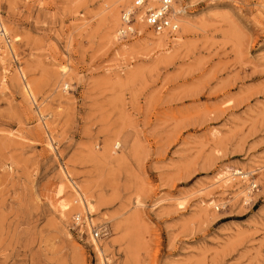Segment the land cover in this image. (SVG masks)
<instances>
[{
    "label": "rangeland",
    "instance_id": "obj_1",
    "mask_svg": "<svg viewBox=\"0 0 264 264\" xmlns=\"http://www.w3.org/2000/svg\"><path fill=\"white\" fill-rule=\"evenodd\" d=\"M115 1L0 0V264H264V0H177L166 47Z\"/></svg>",
    "mask_w": 264,
    "mask_h": 264
},
{
    "label": "bare ground",
    "instance_id": "obj_2",
    "mask_svg": "<svg viewBox=\"0 0 264 264\" xmlns=\"http://www.w3.org/2000/svg\"><path fill=\"white\" fill-rule=\"evenodd\" d=\"M135 0H133L134 2ZM132 2V0H116L115 1V7L113 8V14H112V25H111V31H110V35L115 38L114 36V33H115V30H121V29H116L118 27V25H120L121 21L119 22V11L121 8H125V12L128 13V12H132L133 15H134V19L136 20L135 23H137V25L139 26L140 28V31H145L147 28H148V25L145 21V8L147 9V7L149 6H154L156 5L159 0H148V5L146 6H143L142 8H138L134 5V3ZM174 11H175V16L179 22V29L170 34L168 30H165L164 32H161V33H156V34H150L148 36H146L142 41H143V44H148L149 45H156V46H160V47H166L169 45V43L171 42L173 45H177L179 46L180 44H182V39L184 37V35H186L189 31L191 30H194L195 28H200V22H198V20H195L193 18L188 17L187 16V12L185 10H183L182 8H179L178 7V3H177V0L174 1ZM202 21V20H201ZM204 23V21H203ZM206 23V22H205ZM122 26V25H121ZM1 30H0V44H1V41H7V38H8V33H7V29L4 25H1ZM120 32V31H119ZM110 36V37H111ZM173 38H172V37ZM18 38V36H15L14 37V40L16 41V39ZM109 39V38H108ZM117 39V38H116ZM5 41V42H6ZM11 42V40H10ZM190 42V41H189ZM8 43V42H7ZM134 45V44H133ZM155 46V47H156ZM6 47V46H5ZM135 47V46H134ZM11 48V47H10ZM13 48V47H12ZM176 50V49H175ZM175 54V53H174ZM164 62V61H163ZM165 63V62H164ZM66 68V67H65ZM66 70V69H65ZM64 73V72H63ZM20 74V73H19ZM36 88V87H35ZM23 89H24V92L29 95L31 98H33V94L31 92V89L29 88V85H25L23 86ZM48 117V116H47ZM119 145V143H117ZM222 170V169H221ZM226 172V171H225ZM237 173H240V171H236V172H233L232 174L233 175H236ZM248 173V172H247ZM251 172H249L250 174ZM241 175V173H240ZM243 175V174H242ZM248 174H244L243 177L247 176ZM219 177V176H218ZM241 177V176H240ZM241 177V178H243ZM228 177H225L223 178L225 182V184H227L229 181V179H227ZM240 182V181H239ZM245 182H247L246 180L245 181H241L239 183V188L242 192H244L245 190H249V186H244L245 185ZM64 184V183H63ZM230 185V184H229ZM247 185V183H246ZM226 186V185H225ZM76 190V194L77 196L75 198H77V202L79 204V201L80 203H83L84 204V211L83 213H87L89 216L87 218H89V222L90 224L94 225L93 223V219L92 218L94 215L92 214V207L95 208L97 207L96 205V202H93L92 198L89 197V195L87 194V192H82L80 191V189L78 187H75L74 188ZM239 190V192H240ZM250 191V190H249ZM57 194H62L64 192V189L63 188H59ZM64 194V193H63ZM87 195L88 199L90 200V202H88V200L85 199V195ZM247 196H248V193H247ZM65 199V198H64ZM81 199V200H80ZM248 199V198H247ZM96 201V200H95ZM175 201V200H174ZM71 202L70 200H62L58 203H54V207L61 213V214H66L65 212H67V210H70L71 208ZM76 202V201H75ZM88 202V203H87ZM87 203V204H86ZM212 203V202H211ZM77 204V203H76ZM91 206H89V205ZM141 204V203H140ZM158 204V203H157ZM209 206V205H208ZM77 209L79 210V205H76ZM95 210V209H94ZM96 211V210H95ZM71 212H73L71 210ZM69 213V212H68ZM80 214V212H79ZM82 214V213H81ZM85 215V214H83ZM127 223V222H126ZM120 224V223H119ZM91 225V226H92ZM118 225V224H117ZM95 226L103 233H106L107 230H105L106 228V225L103 226L102 228H100V226H98V224L95 223ZM103 235V234H102ZM107 237V236H106ZM91 240H94V244H95V249L96 251L98 252V254L100 255L99 257H103L104 253H105V249L107 248H103V243H99V241L97 239H94L92 237H89ZM106 245V244H105ZM104 245V246H105ZM108 245V244H107ZM108 249V248H107Z\"/></svg>",
    "mask_w": 264,
    "mask_h": 264
},
{
    "label": "built area",
    "instance_id": "obj_3",
    "mask_svg": "<svg viewBox=\"0 0 264 264\" xmlns=\"http://www.w3.org/2000/svg\"><path fill=\"white\" fill-rule=\"evenodd\" d=\"M147 2L148 0H135L134 5L138 8H142L143 6L148 5ZM173 2L174 0H159L156 5L147 7L144 18L148 27L155 33H161L168 30L169 33L172 34L179 29V22L175 16ZM122 19L123 27L120 30V34H133V13L124 12ZM86 216L88 217L89 215L87 213H85V215L75 214L73 218V229L80 237L89 236L94 239H99L102 232L95 225L90 224V220ZM88 228L90 229L89 231Z\"/></svg>",
    "mask_w": 264,
    "mask_h": 264
}]
</instances>
